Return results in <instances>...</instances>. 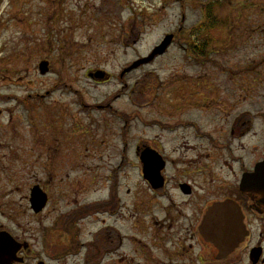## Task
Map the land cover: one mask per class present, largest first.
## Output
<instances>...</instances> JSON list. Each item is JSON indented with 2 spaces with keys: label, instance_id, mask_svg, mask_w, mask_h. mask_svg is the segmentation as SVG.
<instances>
[{
  "label": "rangeland",
  "instance_id": "obj_1",
  "mask_svg": "<svg viewBox=\"0 0 264 264\" xmlns=\"http://www.w3.org/2000/svg\"><path fill=\"white\" fill-rule=\"evenodd\" d=\"M169 34L174 41L164 55L124 74ZM197 47L204 54L195 55ZM97 71L105 75L89 76ZM203 80L197 99L207 98L212 108L203 124H228L216 111L233 102V115L243 109L263 115L252 135L232 140L236 156L253 168L264 157V0H0V223L11 205L25 203L35 184L55 190L80 178L75 199H103L106 175L122 155L123 179L134 185L140 178L131 165L141 136L152 139L160 119L172 124L167 110L199 107L188 104L190 98L181 104V91L199 87L184 82ZM208 81L216 90L205 89ZM257 81L262 84L252 92ZM92 177L97 184L89 187ZM232 182L227 172L218 181ZM98 215L97 223L85 226L87 233L101 227ZM39 223L26 226L33 248L42 243ZM263 225L252 216V244L264 237ZM51 251L43 255L49 264L84 262L82 254L56 263ZM122 252L134 257L127 264H147L129 244ZM112 257L117 264L119 256Z\"/></svg>",
  "mask_w": 264,
  "mask_h": 264
},
{
  "label": "flooded vegetation",
  "instance_id": "obj_2",
  "mask_svg": "<svg viewBox=\"0 0 264 264\" xmlns=\"http://www.w3.org/2000/svg\"><path fill=\"white\" fill-rule=\"evenodd\" d=\"M203 82L186 81L185 84H198L199 87L186 93L181 91V104H186L190 98L188 104L199 107L189 109L186 104L182 111H176L175 107L167 110L172 124L160 119L153 123V128L158 127L159 132L152 139L141 136L136 161L131 165L137 169L140 178L134 185L129 187L123 179L121 172L122 168L125 169L126 157L122 155L106 175L108 193L103 199L89 203H81L78 197L75 199L74 195L78 194L75 186L82 184L80 178L73 181L71 187L55 190L48 185L44 188L35 184L47 196L46 206L36 212L32 207L34 186H30L23 198L25 203L11 205L10 210L4 212L6 221L0 223L3 264H33L34 261L35 264H49L43 256L48 249H52L49 258L57 260L56 263H68L84 254L83 264L95 260L102 264L107 257L111 264L114 260L112 255L116 253L119 256L117 264H127V258L134 260L133 256L122 252L128 244L142 252L147 264H264L263 233L260 240L252 244V216L260 218L264 224V207L252 201V171L264 157L252 168V161L247 164L245 156H236L232 146L233 139L241 140L252 135L263 115L254 113L252 109H243L233 115L236 107V102H233L229 108L216 111L220 114V121L227 118L228 124H203L202 118L205 114L208 116L212 109L206 105L207 98L203 102L197 99ZM255 84L252 92L262 83L257 81ZM214 85L208 81L205 89L216 90ZM260 102L264 106V96ZM261 110L264 112V108ZM261 123L264 127V121ZM239 128L240 134L236 135ZM125 129L121 130V136L127 144ZM217 146L222 148L218 150ZM245 148L243 146L242 149ZM188 151L194 154L190 155ZM209 153L206 158L205 154ZM225 172L237 182L226 186L219 184ZM245 176L249 177L247 193L242 189ZM96 184L95 177H92L88 186ZM62 200L65 209L60 206ZM225 200L237 203L244 230L234 248L221 251L205 239L201 226L211 206ZM96 215L100 218L101 227L89 229L87 233L85 226L97 223ZM234 216L231 211L219 214L221 219L231 220ZM36 221L41 222L38 229L42 243L33 248L31 229L26 226ZM118 222L129 226L123 230ZM233 232L223 228L222 239H227V235ZM257 249L261 250L258 256L253 253ZM138 263L142 264L140 260Z\"/></svg>",
  "mask_w": 264,
  "mask_h": 264
},
{
  "label": "water",
  "instance_id": "obj_3",
  "mask_svg": "<svg viewBox=\"0 0 264 264\" xmlns=\"http://www.w3.org/2000/svg\"><path fill=\"white\" fill-rule=\"evenodd\" d=\"M173 35H167L160 45H158L153 52L145 58L139 59L132 66H130L126 71H130L134 68L139 67L144 63L152 61L157 55L163 54L168 46L172 43ZM41 73L45 74L48 71V62L44 61L41 66ZM95 75L96 77H103L104 72H97L96 74H90V76ZM242 189L247 193L250 189L249 177L245 176L242 182ZM252 200L256 201L259 205L264 207V161L259 163L255 171L252 172ZM47 204V196L43 193L39 186H36L32 191V207L36 212L41 211ZM233 212L235 216L230 219H221L219 214L223 212ZM233 220V221H232ZM231 226V227H229ZM226 228L227 230L232 229V234L227 235V239H222L221 230ZM202 233L205 239L213 243L221 251L231 250L234 248L241 236H243V224L242 215L240 213L239 207L234 201L228 200L225 202L215 203L206 214L202 226ZM2 238V237H1ZM0 238V239H1ZM3 240V238L1 239ZM2 242V241H1ZM0 242V243H1ZM4 246V244H3ZM257 256L261 253L260 249L253 250ZM5 263L4 261V251L0 244V264Z\"/></svg>",
  "mask_w": 264,
  "mask_h": 264
},
{
  "label": "trees",
  "instance_id": "obj_4",
  "mask_svg": "<svg viewBox=\"0 0 264 264\" xmlns=\"http://www.w3.org/2000/svg\"><path fill=\"white\" fill-rule=\"evenodd\" d=\"M201 51L199 50L198 54L200 55Z\"/></svg>",
  "mask_w": 264,
  "mask_h": 264
}]
</instances>
